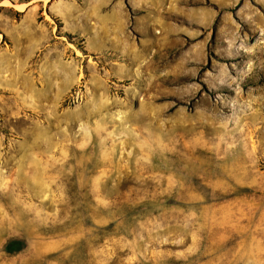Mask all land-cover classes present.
<instances>
[{
  "label": "rangeland",
  "instance_id": "1",
  "mask_svg": "<svg viewBox=\"0 0 264 264\" xmlns=\"http://www.w3.org/2000/svg\"><path fill=\"white\" fill-rule=\"evenodd\" d=\"M0 264H264V0H0Z\"/></svg>",
  "mask_w": 264,
  "mask_h": 264
}]
</instances>
